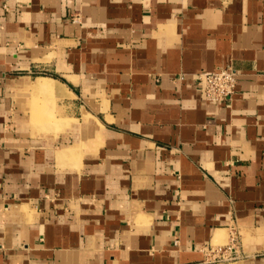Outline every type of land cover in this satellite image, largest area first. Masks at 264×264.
Returning a JSON list of instances; mask_svg holds the SVG:
<instances>
[{"label": "crops", "instance_id": "obj_1", "mask_svg": "<svg viewBox=\"0 0 264 264\" xmlns=\"http://www.w3.org/2000/svg\"><path fill=\"white\" fill-rule=\"evenodd\" d=\"M0 264H264V0H0Z\"/></svg>", "mask_w": 264, "mask_h": 264}, {"label": "built area", "instance_id": "obj_2", "mask_svg": "<svg viewBox=\"0 0 264 264\" xmlns=\"http://www.w3.org/2000/svg\"><path fill=\"white\" fill-rule=\"evenodd\" d=\"M239 73L232 65L221 66L213 71H201L197 73L196 84L206 99L212 101L231 100L237 93ZM231 244L215 246L211 248L215 259L229 260L234 257L233 249L236 242L234 236ZM175 242H178L176 239Z\"/></svg>", "mask_w": 264, "mask_h": 264}, {"label": "rangeland", "instance_id": "obj_3", "mask_svg": "<svg viewBox=\"0 0 264 264\" xmlns=\"http://www.w3.org/2000/svg\"><path fill=\"white\" fill-rule=\"evenodd\" d=\"M231 242H232V241L230 240V242H229L227 245L231 244Z\"/></svg>", "mask_w": 264, "mask_h": 264}]
</instances>
